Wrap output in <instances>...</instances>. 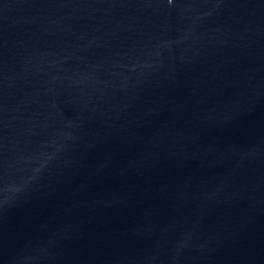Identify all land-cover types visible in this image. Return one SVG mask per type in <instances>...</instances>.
I'll use <instances>...</instances> for the list:
<instances>
[{"label": "water", "instance_id": "water-1", "mask_svg": "<svg viewBox=\"0 0 264 264\" xmlns=\"http://www.w3.org/2000/svg\"><path fill=\"white\" fill-rule=\"evenodd\" d=\"M0 264H264V0H0Z\"/></svg>", "mask_w": 264, "mask_h": 264}]
</instances>
